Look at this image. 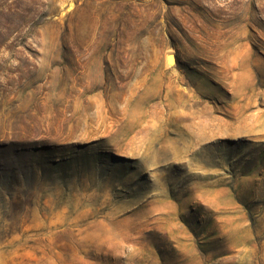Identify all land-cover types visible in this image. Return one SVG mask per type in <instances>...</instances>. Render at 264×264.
<instances>
[{"label": "rangeland", "instance_id": "374dc122", "mask_svg": "<svg viewBox=\"0 0 264 264\" xmlns=\"http://www.w3.org/2000/svg\"><path fill=\"white\" fill-rule=\"evenodd\" d=\"M0 264H264V0H0Z\"/></svg>", "mask_w": 264, "mask_h": 264}, {"label": "bare ground", "instance_id": "6f19581e", "mask_svg": "<svg viewBox=\"0 0 264 264\" xmlns=\"http://www.w3.org/2000/svg\"><path fill=\"white\" fill-rule=\"evenodd\" d=\"M169 57V61L170 62H172L173 61V57L172 56H168ZM245 93V92H244ZM106 229V228H105ZM108 233H110V237H112V236H114L115 238H116V234H113V235H111V231L109 230V229H107V230H105V232H104V235H109ZM103 235V236H104ZM106 235V236H107ZM119 235V234H118ZM118 237V236H117ZM120 237V236H119ZM105 238H107V237H105ZM108 239V238H107ZM115 240V239H114ZM121 240H123V239H121ZM116 242V241H115ZM118 243H116V245H117ZM121 244V243H120ZM115 245V244H114ZM120 247H121V245H120ZM119 248V247H118ZM110 250V249H109Z\"/></svg>", "mask_w": 264, "mask_h": 264}, {"label": "water", "instance_id": "95a60500", "mask_svg": "<svg viewBox=\"0 0 264 264\" xmlns=\"http://www.w3.org/2000/svg\"><path fill=\"white\" fill-rule=\"evenodd\" d=\"M174 58V57H173ZM173 63H175V58H174V62Z\"/></svg>", "mask_w": 264, "mask_h": 264}]
</instances>
